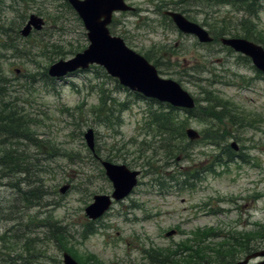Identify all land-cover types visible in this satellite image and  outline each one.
<instances>
[{
  "label": "rangeland",
  "instance_id": "374dc122",
  "mask_svg": "<svg viewBox=\"0 0 264 264\" xmlns=\"http://www.w3.org/2000/svg\"><path fill=\"white\" fill-rule=\"evenodd\" d=\"M129 1L139 11L113 14L109 32L155 61L159 76L179 82L191 94L196 113L187 114L185 127L202 135L218 124L207 113L219 108H207L203 99L213 96L237 107L241 122L227 126L233 133L219 146L209 144L211 139L186 137V157L167 158L147 134L146 113L156 104L120 85L102 66L93 64L52 80L44 75L52 63L73 57L88 44L86 29L64 0H0V41L15 47L0 48V69L12 86V102L33 118L28 125L39 141H45L44 150L53 154L48 158L28 139H19L15 153L28 155L27 172L11 175L0 165V264H63V252L80 262L95 258L105 264H143L151 246L174 249L176 242L207 227L213 228L215 237H208L203 245L216 247L223 242L232 247L235 238L256 248L248 253L236 247L233 262L264 250V235H251L264 226V76L219 42L200 43L195 36L179 32L162 13L182 11L211 36L218 37L223 25L228 36L248 34L264 47V2ZM30 14L42 17L43 27L18 38L16 33ZM211 24H216L214 29ZM21 53L27 55L17 57ZM31 74L33 79L28 77ZM101 95L109 106L126 102L127 107L115 112L120 118L114 125L99 122L93 111ZM87 128L93 129L95 151L101 158L140 171L131 193L96 220L87 218L85 207L94 194L111 193L112 185L85 142ZM232 142L236 148L230 146ZM152 157L156 161L147 169L143 165ZM216 157L218 165L213 163ZM152 166L167 176L186 168L190 174L208 171H202L191 187L173 181L161 187ZM63 185L69 187L61 192ZM86 225L93 230L89 234L84 232ZM168 230L174 233L166 236Z\"/></svg>",
  "mask_w": 264,
  "mask_h": 264
},
{
  "label": "water",
  "instance_id": "95a60500",
  "mask_svg": "<svg viewBox=\"0 0 264 264\" xmlns=\"http://www.w3.org/2000/svg\"><path fill=\"white\" fill-rule=\"evenodd\" d=\"M81 19L88 40L87 46L67 59H59L52 63L47 73L52 77H62L79 69H86L91 64H98L105 68L106 72L117 79L122 86L140 93L146 98H153L159 102H167L174 107L190 109L194 107L193 97L184 90L181 85L170 78L159 76L156 67L142 54L129 48L121 37L111 35L108 24L111 22L115 11L131 10L133 7L124 0H67ZM177 28L186 34H192L200 42H210L213 38L209 32L198 23L189 20L181 12L166 11ZM44 21L42 17L30 14L26 23L20 29L22 36H27L33 29L40 30ZM222 44L232 47L236 52L250 58L256 69L264 74V48L243 37L220 38ZM189 140H197L200 135L192 127L185 129ZM83 137L90 150L94 152V132L88 128ZM231 146L236 148V143ZM101 165L106 177L112 182L111 194H95L93 202L85 207L86 216L89 219L100 217L111 205L112 200H120L137 184L139 170H131L125 164L113 163L102 159ZM68 185L60 188L64 192ZM170 230L166 235L173 234ZM63 264H78L67 252L62 254ZM256 257H263L256 263L249 261ZM231 264H264V250L253 252L244 259Z\"/></svg>",
  "mask_w": 264,
  "mask_h": 264
},
{
  "label": "trees",
  "instance_id": "16d2710c",
  "mask_svg": "<svg viewBox=\"0 0 264 264\" xmlns=\"http://www.w3.org/2000/svg\"><path fill=\"white\" fill-rule=\"evenodd\" d=\"M180 1L185 2L184 0H180ZM217 1L226 4L238 3L237 2L238 0H217ZM65 4H66V8L70 10L71 7L68 5L66 1ZM256 9L257 8L254 9L255 11L254 15L256 14ZM76 19L80 21L78 17H76ZM215 25L216 24H211V27L214 29ZM219 28H220L219 30L217 29L219 31V35L221 36L227 35L226 33H228L229 31L228 27L225 28L222 25ZM3 34L6 35L7 32L4 31ZM16 34L18 38H21L19 31ZM232 36H235V34L233 33ZM0 48H4L5 50L6 49L13 50L15 47L10 44V41L9 43H7L4 40H1ZM26 55H27L26 53L24 54L21 53L18 54L17 57H22ZM145 56L148 60H150V58L147 55ZM243 57L244 59L249 61L247 57L245 56ZM44 75L47 77L46 73H44ZM28 77L30 79L31 78L33 79L32 74L29 75ZM47 78H49L50 80L53 79L51 77H47ZM7 82H8L7 77L3 74V71H1L0 69V149L2 152L0 155V165L2 167H5L8 173H10L11 175L18 176L19 174L21 175L23 173H26L29 167L28 155H25L23 152L15 153L18 152V150L17 148L14 147V144L18 146L19 144L17 143V141L19 139H28L29 141H31V143H33L34 146H36L38 152L40 151L41 154L48 155V158L53 154L50 151L48 152L44 150L43 147H45V145H43L41 142L44 143L45 141H39L38 138L35 136L36 135L35 130H33V128H31L28 125L27 123L28 120L34 121L33 118H27L26 113L22 112L12 102V97H10V94L13 93V91L10 90L9 88L12 86H10V84ZM206 93L211 94L208 92ZM208 96H212V95H208ZM203 99L208 102L207 108L215 109V107H218L219 111L216 112L209 111L207 113L211 119L217 120L218 124L215 123V127L201 131L202 135L200 138L202 140L211 139L212 141L208 142L209 144L219 146L221 141L224 140L226 136L232 135L233 133V131L230 132V130L226 129L227 126L231 128L234 127V125L237 122H241L240 117L243 115L240 112L241 116H239L240 114L236 116L237 107L234 108V106L230 104L228 100H224L220 96H213L210 98H203ZM150 101L156 104L155 108H150V110L146 113L147 118H145L148 128L147 134L150 137L151 141L159 144L161 151H163L164 153L163 155H165L167 158H174V160H177L179 159V157H182V155L186 157V148L183 144V140L186 139V134H185L186 121H187V117H189L188 115L194 116L196 110L174 107L166 103L157 102L156 100L153 99H150ZM113 104H114L113 106H109V103L107 102V100H105V97L103 95L99 97V103L96 106L97 108L93 109V111L97 112V114L99 115V122H103L106 125L109 124L114 125L115 123H117V120L120 117L118 114H115V112H119L122 108L124 109L125 107H127V105L126 102H115ZM181 114L184 115V118H181L182 117ZM38 123L39 121L37 122V124ZM33 124L35 123L33 122ZM220 125H222V127H220ZM209 131H211V134L209 133ZM143 143H145V140H143L142 144ZM49 147L53 151L52 149L53 146H49ZM150 147L152 148V146ZM227 149L229 152L230 149L229 148ZM221 150L223 149L221 148ZM153 151L155 152V150ZM228 156H230L229 153ZM99 157L100 156L97 154V156L95 157L97 158L96 160L99 161ZM217 157L215 158V160H213V163L217 162L215 163V165L220 164V161L218 160ZM105 159L111 160L110 158H105ZM151 161H156V160H154V158L153 160L150 161L147 160L143 166L146 167L147 169H150ZM160 167L162 168V166ZM152 169L153 170L151 171V173H154V177H155L154 180L157 181L158 182L157 184L160 185L161 187H163V185H166L168 181H173L176 184L180 182V184H182L185 187H191L194 181L200 179V173L202 171H208L206 169H200L198 171L195 170L193 174H190L186 172L187 171L186 168L184 172L179 171V175L167 176L164 174L163 170L158 171L154 166H152ZM27 191H31L29 186ZM86 226L88 227L84 232L87 234L91 233L93 230H91L89 225ZM212 230L213 228L211 227H207L204 229H196L192 232L191 238H187L185 240L176 242L174 249H171L169 247H162V246H157L156 248H154L153 246H151L146 250L147 255L143 258L145 260L143 264H214V262L229 263V262H233L232 258L235 255V251H237V249H235L236 247L241 248L242 246L244 250L248 253L256 250L255 247L251 248L249 247L248 244L245 245L246 243L239 242L235 238L234 241L231 243L232 247H226L223 242L221 243L218 242V246L216 247L213 245L210 246L208 244L203 245V243L206 241L208 237L210 236L215 237ZM87 234H83L82 237H86ZM60 235L63 236V233H61ZM251 235L263 236L264 226L261 228V230L257 232H252ZM226 245L229 244L226 243ZM67 248L68 247L66 246L64 247L65 250ZM87 257H88L87 259L90 258L89 256ZM75 258L78 259L77 256ZM78 261L80 262L79 259ZM80 263L105 264L103 262L97 261L95 258H91V260L83 261Z\"/></svg>",
  "mask_w": 264,
  "mask_h": 264
},
{
  "label": "flooded vegetation",
  "instance_id": "af4514ba",
  "mask_svg": "<svg viewBox=\"0 0 264 264\" xmlns=\"http://www.w3.org/2000/svg\"><path fill=\"white\" fill-rule=\"evenodd\" d=\"M129 5H132V2L129 1V0H125ZM161 3V0L159 1V4ZM139 11L138 8H134L133 12L137 13ZM124 12H132L131 10H128V11H124ZM243 37L247 38V39H251L248 35H242Z\"/></svg>",
  "mask_w": 264,
  "mask_h": 264
},
{
  "label": "bare ground",
  "instance_id": "6f19581e",
  "mask_svg": "<svg viewBox=\"0 0 264 264\" xmlns=\"http://www.w3.org/2000/svg\"><path fill=\"white\" fill-rule=\"evenodd\" d=\"M256 2H257V1L252 2V3H256ZM176 29H177L179 32H181V31L177 28V26H176ZM115 36H117V35H115ZM118 37H120V36H118ZM237 56H240V55H237ZM94 155L97 156L96 153H94ZM133 188H134V187H133ZM132 190H133V189H132ZM132 190H131V191H132ZM131 191L129 192V194L131 193ZM129 194H128V195H129ZM128 195H126V196H128ZM126 196H125V197H126ZM125 197H123V198H125ZM123 198H122V199H123Z\"/></svg>",
  "mask_w": 264,
  "mask_h": 264
}]
</instances>
